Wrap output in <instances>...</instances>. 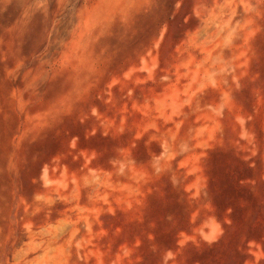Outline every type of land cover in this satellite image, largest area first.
Instances as JSON below:
<instances>
[{
	"label": "rangeland",
	"instance_id": "1",
	"mask_svg": "<svg viewBox=\"0 0 264 264\" xmlns=\"http://www.w3.org/2000/svg\"><path fill=\"white\" fill-rule=\"evenodd\" d=\"M0 264H264V0H0Z\"/></svg>",
	"mask_w": 264,
	"mask_h": 264
}]
</instances>
